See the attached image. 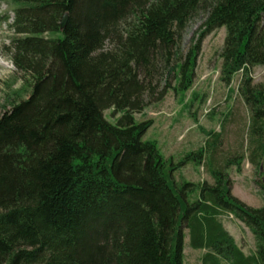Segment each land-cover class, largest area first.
Listing matches in <instances>:
<instances>
[{"label":"trees","instance_id":"16d2710c","mask_svg":"<svg viewBox=\"0 0 264 264\" xmlns=\"http://www.w3.org/2000/svg\"><path fill=\"white\" fill-rule=\"evenodd\" d=\"M9 4V52L24 84L0 117V264H184L186 229L190 248L204 251L201 264H264V207L234 197L222 170L196 201L182 199L157 144L144 141L152 122L135 120L147 100L191 87L203 38L225 28L221 78L230 84L242 74L264 194V83L251 79L264 67V0ZM201 12L204 31L182 60V35ZM165 72L177 87L167 81L160 90ZM111 109L120 114L113 122ZM204 153L188 159L200 163ZM224 214L251 229L255 254L237 246Z\"/></svg>","mask_w":264,"mask_h":264},{"label":"rangeland","instance_id":"374dc122","mask_svg":"<svg viewBox=\"0 0 264 264\" xmlns=\"http://www.w3.org/2000/svg\"><path fill=\"white\" fill-rule=\"evenodd\" d=\"M9 1L0 0V117L19 101L14 91L24 84L23 75L14 66L9 52L14 36V11ZM206 19V13L201 12L186 27L180 41L182 60L199 40ZM225 38V28L206 34L191 87L185 92L170 89L158 102L147 100L145 109L135 115V120L137 123L152 122L144 141L157 144L165 160L166 178L182 199L185 195L190 203L196 201L199 186L202 183L213 185V170H222L231 182V194L248 207L260 209L264 207V194L260 188L262 177L258 172L259 159L255 156L257 143L252 134V114L241 95L243 77L241 73L235 75L230 84L221 78ZM112 48L113 42L108 40L104 50ZM158 77L162 82L160 90L167 81L173 87L179 84L169 78L167 72ZM251 79L253 86L264 83V67H254ZM25 97L23 94L20 98ZM105 115L112 122L120 117V114L114 115L113 109ZM201 149L205 153L200 163L188 159L190 154ZM220 221L244 254L256 253L255 236L246 224L231 214H224ZM184 233V264H201L204 251L190 248L188 230Z\"/></svg>","mask_w":264,"mask_h":264},{"label":"water","instance_id":"95a60500","mask_svg":"<svg viewBox=\"0 0 264 264\" xmlns=\"http://www.w3.org/2000/svg\"><path fill=\"white\" fill-rule=\"evenodd\" d=\"M68 19H69V16L65 15V17H64V19L62 21V24H61V29H64L66 27Z\"/></svg>","mask_w":264,"mask_h":264}]
</instances>
